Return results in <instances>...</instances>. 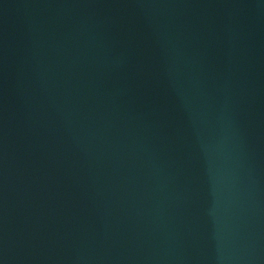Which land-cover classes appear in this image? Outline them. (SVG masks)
<instances>
[{
	"label": "water",
	"instance_id": "water-1",
	"mask_svg": "<svg viewBox=\"0 0 264 264\" xmlns=\"http://www.w3.org/2000/svg\"><path fill=\"white\" fill-rule=\"evenodd\" d=\"M0 264H264V0H0Z\"/></svg>",
	"mask_w": 264,
	"mask_h": 264
}]
</instances>
